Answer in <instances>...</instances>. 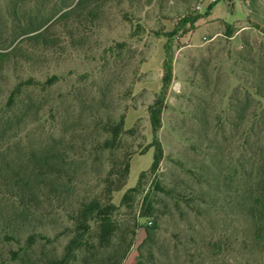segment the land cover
<instances>
[{
	"label": "rangeland",
	"instance_id": "obj_1",
	"mask_svg": "<svg viewBox=\"0 0 264 264\" xmlns=\"http://www.w3.org/2000/svg\"><path fill=\"white\" fill-rule=\"evenodd\" d=\"M78 1L0 0V264L60 258L71 217L108 188L114 244L132 241L121 264H264V2L194 14L185 0ZM146 195L154 219L141 217Z\"/></svg>",
	"mask_w": 264,
	"mask_h": 264
},
{
	"label": "trees",
	"instance_id": "obj_2",
	"mask_svg": "<svg viewBox=\"0 0 264 264\" xmlns=\"http://www.w3.org/2000/svg\"><path fill=\"white\" fill-rule=\"evenodd\" d=\"M86 0H79L77 5L82 6ZM216 5V4H214ZM211 5L210 7L214 6ZM39 28H30L25 30V34L29 35ZM36 34V35H40ZM8 52L6 50H0V64L4 63L8 58ZM172 56L167 53L166 61L164 62V84L163 88L166 89L172 81L173 68H172ZM56 77L49 79V83L56 80ZM27 82L19 84L13 91L10 97L9 103L14 102L16 94L20 91L23 85ZM150 121L154 135L157 134L161 128V118L158 110L155 107L150 109ZM124 131V117L119 122L109 125L107 132L110 133V138L105 142L104 147L114 148L120 140L121 134ZM164 158L161 147L155 150L153 154V163L151 166V173L158 171L160 164ZM129 163L126 162L121 170H118L116 174L122 179H125L129 173ZM146 173L143 172L140 175L138 184L134 188H130L123 196L122 204L129 206L135 199V196L141 193L143 188V179ZM123 182L119 183L118 189H120ZM155 188H159L156 184ZM107 198H92L81 204L76 215L71 217L73 222L74 231L73 235L64 247L63 255L60 258L53 259L50 264H75L81 255L82 264H121L127 256V253L131 247L132 241L121 243L120 246L116 247L114 244V238L118 232L119 226L116 221V213L119 210V206L115 205L110 198L111 188L107 190ZM141 217L145 219H154V208L150 196L143 198V206ZM96 225L97 232L95 237H92V225ZM153 226L145 225L144 228L147 231V240L144 242L145 246L147 242L152 241L153 230L156 227L155 221L152 222ZM137 227H142L137 225ZM135 230L132 232L135 234ZM123 240V238H122ZM101 256L99 259L98 257ZM137 264H144L141 260Z\"/></svg>",
	"mask_w": 264,
	"mask_h": 264
},
{
	"label": "built area",
	"instance_id": "obj_3",
	"mask_svg": "<svg viewBox=\"0 0 264 264\" xmlns=\"http://www.w3.org/2000/svg\"><path fill=\"white\" fill-rule=\"evenodd\" d=\"M191 3V11L194 14L201 13L204 8H208L211 5L218 4L221 2H227V3H232V2H237L240 0H185ZM264 2V0H259Z\"/></svg>",
	"mask_w": 264,
	"mask_h": 264
},
{
	"label": "crops",
	"instance_id": "obj_4",
	"mask_svg": "<svg viewBox=\"0 0 264 264\" xmlns=\"http://www.w3.org/2000/svg\"><path fill=\"white\" fill-rule=\"evenodd\" d=\"M237 2H239V1H237Z\"/></svg>",
	"mask_w": 264,
	"mask_h": 264
}]
</instances>
